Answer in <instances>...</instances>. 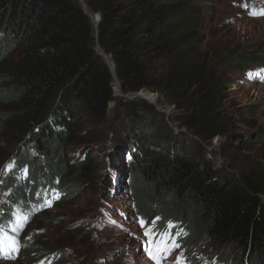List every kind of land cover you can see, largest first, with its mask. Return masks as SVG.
I'll use <instances>...</instances> for the list:
<instances>
[{"label":"trees","instance_id":"trees-1","mask_svg":"<svg viewBox=\"0 0 264 264\" xmlns=\"http://www.w3.org/2000/svg\"><path fill=\"white\" fill-rule=\"evenodd\" d=\"M83 4L100 15L97 30L78 0H0V167L4 173L7 164L14 165V176L0 175L6 177L0 179L3 243L11 240L3 229L20 221L18 216L41 212L46 200L61 208L78 201L77 185L94 170L87 155L71 159L69 147L81 131L80 112L105 118L116 99L114 77L123 94L157 93L178 110L179 126L201 141L224 137L230 127L222 106V75L210 69L201 50L200 12L193 0ZM97 43L114 73L96 53ZM122 101L126 112H139V103ZM256 139L255 151L264 163V133ZM248 164L246 172L236 175L174 145H147L130 159L129 189L142 218H161L160 230L169 219L174 225L185 223L187 235L179 237L184 249L193 232L202 229L216 252L230 246V259L264 264V172L254 162ZM141 181L186 201L190 218H172L168 206L153 213L155 205L141 191ZM25 248L31 263L57 264L65 258L37 244Z\"/></svg>","mask_w":264,"mask_h":264},{"label":"rangeland","instance_id":"rangeland-1","mask_svg":"<svg viewBox=\"0 0 264 264\" xmlns=\"http://www.w3.org/2000/svg\"><path fill=\"white\" fill-rule=\"evenodd\" d=\"M193 4L200 12L201 50L210 69L222 75V106L231 120L227 134L210 142L199 140L179 126L178 110L147 90L138 93L151 94L152 101L138 93H122L124 97L115 93L116 99L108 104L101 120L80 112L81 131L68 152L76 161L85 155L90 157L94 171L77 185L76 203L63 208L43 205L41 212H27L29 219L3 229L11 240L0 241L4 250L0 264H39L38 260L31 263L26 258L25 247L33 244L64 253L65 258L57 264H155L147 249L149 241L157 237L146 236L145 228L156 217L147 220L138 214L129 189L130 159L147 145H174L186 154L210 158L223 172L241 175L249 161L264 172V163L255 151L260 144L256 137L264 133V15L249 14L264 9V0H193ZM226 80L230 83L224 85ZM122 100L139 103V112H126ZM237 113L242 116L236 117ZM1 174L14 176L12 172L3 173L2 166ZM65 180H71L69 175ZM108 181L113 183L111 187ZM140 187L153 200V213L168 206L172 218H190L192 211L186 201L175 199L169 189L155 191L146 181H141ZM141 220L146 222L145 227H141ZM161 224L164 222L156 221L155 230L163 231ZM175 226L172 232L180 228L188 231L185 223ZM190 240L189 248L184 249L178 238L181 247L161 264H175L181 251L187 264H250L236 256L230 259V246L216 252L218 249L212 248L213 241L202 229L195 230ZM13 243L16 250L11 248ZM225 256L229 258L224 263ZM193 258L195 262H191Z\"/></svg>","mask_w":264,"mask_h":264},{"label":"snow or ice","instance_id":"snow-or-ice-1","mask_svg":"<svg viewBox=\"0 0 264 264\" xmlns=\"http://www.w3.org/2000/svg\"><path fill=\"white\" fill-rule=\"evenodd\" d=\"M249 14L264 15V9L260 10L259 12L253 10ZM13 167H14L13 163H9L5 166L4 171L11 172ZM24 172L25 175H27V170H24ZM57 198H59L58 194H57ZM44 206L50 207L51 201L46 200ZM27 219H29L27 215L18 216V220L26 221ZM160 219H161L160 217H156L155 220L152 221V223L145 228L146 236L157 237L155 241L152 240L149 241V248L147 249L150 259L155 261V264H161V261L163 259H166L175 249L180 248L181 245L178 242V238L181 237L182 235L183 236L187 235V232H185L183 228H180L179 231L173 234L171 230L176 226L171 221L167 223L165 230L163 231L155 230L156 221ZM145 224H146L145 221L143 220L140 221L141 227H145ZM11 248L12 250H16L14 243L11 246ZM0 254H4L2 243H0ZM41 264H44V262L42 261ZM175 264H187L186 258L184 257L182 251L180 252L179 255H177Z\"/></svg>","mask_w":264,"mask_h":264},{"label":"bare ground","instance_id":"bare-ground-1","mask_svg":"<svg viewBox=\"0 0 264 264\" xmlns=\"http://www.w3.org/2000/svg\"><path fill=\"white\" fill-rule=\"evenodd\" d=\"M81 4H82V6L84 7L86 13L88 14V16H89V18H90L92 24L95 26V25H96V16H97V15L93 14L91 11H89L88 9H86V7H85V5H84L83 3H81ZM98 51H99V49H98ZM99 53H101L102 58H103V59L106 61V63L109 65V68L111 69L112 73H114V72H113V71H114L113 63H112L111 59H110L108 56H106L104 53H102V52H100V51H99ZM113 85H114V87H115V90H114L115 93H118V85H117V80L115 79V77H114V83H113ZM137 95H138V96H141V97L144 98V99L150 100V101L153 100L151 94H149V93H146V94H145V93H140V94L138 93Z\"/></svg>","mask_w":264,"mask_h":264},{"label":"water","instance_id":"water-1","mask_svg":"<svg viewBox=\"0 0 264 264\" xmlns=\"http://www.w3.org/2000/svg\"><path fill=\"white\" fill-rule=\"evenodd\" d=\"M79 2L80 3H83V0H79ZM82 8H83V10H84V12L86 13V11H85V9H84V7L82 6ZM87 14V13H86ZM88 15V14H87ZM95 15H97L96 16V25H95V30H97V25H98V23H99V20H100V15L99 14H95ZM100 47H99V45H98V43L96 44V47H95V50H96V53L97 54H99L101 57H102V55H101V53H99V51H98V49H99ZM105 61V60H104ZM105 63H106V61H105ZM107 64V63H106ZM108 65V64H107ZM109 66V65H108ZM117 80V79H116ZM117 85H118V94L120 95V96H122V97H124L125 95H123L122 93H120V85H119V82L117 81Z\"/></svg>","mask_w":264,"mask_h":264}]
</instances>
